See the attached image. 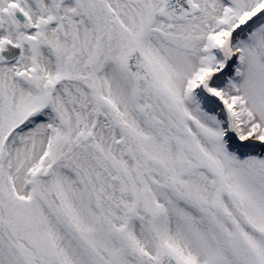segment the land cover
I'll return each mask as SVG.
<instances>
[{"label": "snow or ice", "instance_id": "6c2138e0", "mask_svg": "<svg viewBox=\"0 0 264 264\" xmlns=\"http://www.w3.org/2000/svg\"><path fill=\"white\" fill-rule=\"evenodd\" d=\"M0 264H264V0H0Z\"/></svg>", "mask_w": 264, "mask_h": 264}]
</instances>
